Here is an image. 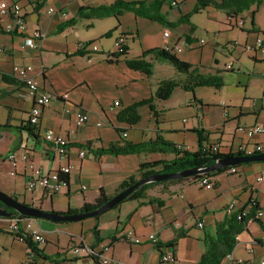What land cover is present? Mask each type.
I'll list each match as a JSON object with an SVG mask.
<instances>
[{
    "label": "crops",
    "instance_id": "crops-1",
    "mask_svg": "<svg viewBox=\"0 0 264 264\" xmlns=\"http://www.w3.org/2000/svg\"><path fill=\"white\" fill-rule=\"evenodd\" d=\"M3 1L21 5L28 32L40 29L45 34L39 47L30 49L24 45V35L8 33L0 27V125H6L0 126V142H4L0 148V190L18 201L56 213L78 210L85 203H94L101 191L113 194L127 177L137 175L141 162L174 158L171 152H97L111 144L140 143L159 136L191 151L199 145L218 144L221 152L228 153L240 146L252 150L256 143L264 142V133L248 137L246 132L256 124L264 125L263 57L261 51L249 54L242 49V44L253 42L264 28V0H223L226 9L213 4L222 0H168L160 9L166 21L175 22L181 15L190 14L187 23L176 27L131 11L122 12L117 18H82L69 24L79 7L114 0L0 3ZM200 1L205 5L193 12ZM242 5L247 8L237 10ZM49 7L54 8L53 13L48 12ZM231 15L242 18L243 26L235 25ZM166 30L168 36L163 34ZM120 35L125 38L123 55H117L114 47ZM87 41L92 42L85 52H79L77 43ZM174 44L182 47L181 52L175 53L178 58L225 79L223 99L209 103L194 96V90L176 87L165 100L144 102L153 96L161 80L180 79L184 74L153 53L144 56L152 63L150 75L129 67L127 61L141 58L146 50ZM20 65L32 66L29 75L36 79L40 91L57 95L42 107L35 127L27 124L33 98L12 76V67ZM137 103L139 119L127 122L122 112ZM77 109L89 115L80 127L73 122ZM46 129L69 139L66 159L47 149L43 139ZM81 149L86 151L83 157L79 155ZM23 150L41 171L71 165L67 186L52 195L39 188L28 190L29 171L19 158ZM10 152L16 155L15 168L7 159ZM235 169L209 176L212 188L200 187L197 177L156 184L146 192L151 200L121 202L100 214L97 222L93 217L72 222L26 217L20 224L25 228L30 223L44 237L37 247L52 264H97L84 251L74 255L73 250L78 245L98 249L104 244L110 246L107 253L125 264H194L203 252L204 235L213 234L216 223L228 214L226 205L235 199L234 211L244 208L246 212L250 209L248 200L253 198L261 214L257 220H248L246 229L236 237L231 258L224 257L220 264H260L264 258V180L257 182L255 177L264 170V161L243 163ZM9 218L0 217V231L9 230ZM199 221L202 227L197 226ZM94 225L99 231V243L91 232ZM150 233L161 243L175 239L173 247L162 251L171 253L174 261L160 260V251L147 239ZM0 235L5 236L4 241L0 240V264H8L5 254L18 257L19 264L27 259L33 261L30 264L46 261L20 239L5 232ZM136 237L141 241L136 242Z\"/></svg>",
    "mask_w": 264,
    "mask_h": 264
},
{
    "label": "trees",
    "instance_id": "trees-1",
    "mask_svg": "<svg viewBox=\"0 0 264 264\" xmlns=\"http://www.w3.org/2000/svg\"><path fill=\"white\" fill-rule=\"evenodd\" d=\"M148 1L149 2H147V0H133V1L114 0L109 4H101L98 6H81L79 7L75 17L71 21H69V24H74L77 20L82 18L102 19L109 16H113L117 18L122 12L125 11H131L135 15L156 20L170 27H176L182 23L188 22L190 14L181 15L179 19L175 22L166 21L164 15L160 12V9L168 0H148ZM229 1L231 0H228L227 2ZM259 1L260 0H255V2H259ZM209 2L211 1H206L207 4ZM213 4L218 8H222V9L227 8L226 3L223 0L218 3L213 2ZM204 5L205 3L204 2L202 3V1H200V3L193 9V12H197ZM246 8H247L246 5H242L241 7H237V10H244ZM91 42L92 41H87L86 43L90 44ZM78 51L82 53L85 52L84 50H80V49H78ZM149 53H153L158 59L167 61L178 72L183 73L184 76L180 79L161 80L157 84L153 96L150 99L144 101L146 103L149 102L151 103V100L153 99L156 100L167 99L168 97H170L174 88L176 87H179L184 91L192 92L196 87L211 86L215 89H219L224 84L223 77L219 73H214V74L204 73L200 71L197 67L178 58L175 54L169 53L164 48H154V49L146 50L143 52L141 58L128 60L127 65L133 69H138L143 71L146 75H150L152 73V63L144 59V56ZM123 54L124 52L117 53V55H123ZM138 104L139 103L133 104L122 112L124 115H126L124 119L127 120V122L133 123L139 119V115L136 113V106ZM118 118L121 119V116H118ZM0 126L4 127L6 125L3 124ZM209 147H211V145H208L207 147H203L199 145L197 150L191 151L185 149L182 145H175L173 143H169L158 136L154 140H148L140 143L126 142L121 145L111 144L107 148L99 149L97 151L99 154H114V155L130 154V153H148V152H171L174 154V158L171 160H155L150 162H141L138 166L137 175H131L127 177L122 183L118 185L117 189L113 194H105L103 191H101L99 197L96 199L94 203L92 204L85 203L80 209L73 211L70 210L67 211L66 213L71 214V213H78V212L92 210L100 206L107 200H109L120 190L136 182L138 179L156 172L157 173L174 172L193 166H201V165L207 166V165H211L212 163L215 162V160L222 157H228L233 155H248L241 151H233V152L229 151L228 153L217 152V151L213 152ZM252 154H257V153L253 152ZM237 166L239 165H233L227 168H219L205 174L207 176H212L220 172H223L229 168L232 167L236 168ZM198 176L200 175L195 174L183 178L168 179L164 181H154L143 184L142 186L134 190L132 193H130L127 197H125L121 202L139 199V198H146L148 200H151V197H148V195H146L147 194L146 192L147 190L151 189L154 185L159 183L180 181L190 177L196 178ZM64 178L68 181L67 176H64ZM248 204L250 205V209L247 210L244 214H241L244 208L226 214V216L221 221L216 223L215 231L213 234L204 235L202 240L204 244L203 252L200 258L198 259V261L194 264H220L222 259L232 252L236 244V237L246 229L248 220L250 219L257 220V217L255 216V212L259 209V206L255 202V200H253V198H250L248 200ZM0 206H3L1 202H0ZM25 217L26 216L18 214L14 210H12V216L10 218H16L20 220ZM98 217L99 215L93 217L95 222H97ZM18 220L16 222V229L14 231L5 230L0 232L8 233L14 238L20 239L23 243L26 244V246L32 252L38 254L41 258L45 260H50L49 257L45 256L41 252V250L37 247V242H35L32 239L30 233H28L21 227V224ZM91 232L94 240L99 243L100 242L99 231L96 225L93 226ZM179 234L183 235L184 233H179ZM174 244H175V239L171 241H167L165 243L158 242L155 244V246L158 249L161 246L173 247ZM90 248L93 247L91 246ZM91 258L94 260L95 263L99 264L97 256L91 255Z\"/></svg>",
    "mask_w": 264,
    "mask_h": 264
},
{
    "label": "built area",
    "instance_id": "built-area-1",
    "mask_svg": "<svg viewBox=\"0 0 264 264\" xmlns=\"http://www.w3.org/2000/svg\"><path fill=\"white\" fill-rule=\"evenodd\" d=\"M33 2L37 3L39 0H32ZM49 13L54 12L53 7L48 8ZM230 18L234 22L235 25H238L239 27H242L244 24V21L242 18H237L236 16L231 15ZM0 27L12 34H20L24 35V45L30 49H37L40 45L41 39L44 37V32H42L40 29H34L30 32H28L26 27V21H25V13L18 3H6L1 2L0 3ZM164 36H168V31L163 32ZM124 36L120 35L117 37V39L114 41V47L116 52L120 53L124 50ZM88 44L85 42H78L77 48L80 50H84ZM166 51L169 53L175 54L182 51V47L174 44V45H165L163 47ZM242 49L244 52L249 54H254L257 51H261L262 57H263V63H264V28L260 33H257L255 36V39L251 43H244L242 44ZM230 67V66H228ZM32 70L31 65H20V66H13L12 67V76L21 82L23 85L26 94L33 98V104L29 110L28 118H27V124L30 127H35L39 123L40 115L42 112V107L46 104H49L53 99L57 98V95L52 92L48 91H40L38 87V82L36 79L29 75V73ZM66 97V94L63 95ZM114 106L118 105V101H115ZM89 119L88 113L83 109H77L73 116V122L74 125L77 127H80L84 125ZM247 136L251 137L254 133H264V125L256 124L252 127H250L247 131ZM125 136L126 133H123ZM43 139L46 142L47 149L58 155L60 158L66 159L67 152L69 150V139L65 136H62L61 134H58L54 132L52 129H46L43 134ZM211 151L213 152H221L220 146L218 144H212L211 147H209ZM246 154H252L253 152L264 154V142L256 143L252 150H248L246 147L240 146L238 150ZM233 152V151H231ZM86 151L85 149H81L79 151L80 157L85 156ZM21 161H24L27 164L28 168V178L26 181V188L30 191L35 190L37 188L41 189L45 194L52 195L54 193H58L62 189H64L65 186H67V180L64 178L71 169V165L65 164L62 165L59 169L53 170V171H41L39 169H36L34 167V164L29 161V155L28 153L23 150V152L20 154ZM8 161L13 165V168L16 167V155L15 152H10L7 155ZM230 173L235 172L236 169L234 167L229 168L228 170ZM255 180L257 182L264 180V170L258 172L256 174ZM197 184L200 187L205 188H212L213 183L211 182L209 176L206 174H200V176L197 177ZM82 188H85L82 186ZM236 204V200H231L225 207L226 212L229 214L234 211V207ZM245 211H242L241 214H244ZM261 212L256 211L255 216H260ZM239 217V216H238ZM26 218V217H25ZM29 218V217H28ZM24 219V218H22ZM18 220L16 218H9V231H14L16 229V222L17 220L21 223V220ZM203 223L202 221L197 222L198 227H202ZM22 227V226H21ZM25 231L31 234L32 239L35 242L43 243L44 237L35 230L30 223L25 224V228H23ZM147 239L155 245L158 243V238L154 233H150L147 236ZM136 242H140V238H135ZM110 249V246L108 244L101 245L98 249L90 248L88 246L81 247L80 245L76 246L73 250L74 255H78L80 250L84 251L86 255H95L98 258L99 264H125L116 259L115 257L111 256L107 251ZM169 248L166 246H161L158 248L160 251V260L162 261H174V257L171 253L166 252L163 253L162 251L168 250ZM229 258H231V255H227ZM28 263V262H27ZM26 262H23V264H27ZM260 264H264V258L260 261Z\"/></svg>",
    "mask_w": 264,
    "mask_h": 264
},
{
    "label": "water",
    "instance_id": "water-1",
    "mask_svg": "<svg viewBox=\"0 0 264 264\" xmlns=\"http://www.w3.org/2000/svg\"><path fill=\"white\" fill-rule=\"evenodd\" d=\"M253 161H264V154H249V155H233L228 157H222L215 160L214 163L207 166H193L185 168L174 172L165 173H153L148 176L138 179L133 184L117 192L109 200L101 204L100 206L83 212L78 213H56L52 211L42 210L39 207L28 205L26 203L20 202L11 195L0 190V202L3 206H0V217L8 218L12 216V211H8L7 208L14 210L16 213L24 215L29 218H36L42 220H49L52 222H72L79 221L85 218L95 217L104 213L105 211L111 209L115 205L119 204L125 197L136 190L143 184L154 182V181H164L168 179L183 178L195 174H205L212 172L219 168H227L233 165H240L243 163L253 162Z\"/></svg>",
    "mask_w": 264,
    "mask_h": 264
},
{
    "label": "rangeland",
    "instance_id": "rangeland-1",
    "mask_svg": "<svg viewBox=\"0 0 264 264\" xmlns=\"http://www.w3.org/2000/svg\"><path fill=\"white\" fill-rule=\"evenodd\" d=\"M263 25H264V20L262 21ZM202 36H205L203 32L200 33ZM225 82V79H224ZM227 89L226 85H223L218 91L214 90L213 87L211 86H200L197 87L196 89H194V96L198 97V98H202L203 100H205L206 102L209 103H213V102H217L220 99H223V91ZM12 133H15L14 131H12ZM4 146V142H0V148H2ZM261 200L264 202V196H261ZM6 228L9 229V225L6 226ZM5 236L0 235V240L4 241ZM1 244V242H0ZM56 257V256H55ZM5 258L8 260V264H19V260L17 261L18 257L14 256V255H9V254H5ZM28 262H32V260L27 259ZM27 263V262H26ZM27 263V264H30ZM53 262L46 260L45 262H43V264H52ZM65 264H72L70 262L65 263Z\"/></svg>",
    "mask_w": 264,
    "mask_h": 264
},
{
    "label": "flooded vegetation",
    "instance_id": "flooded-vegetation-1",
    "mask_svg": "<svg viewBox=\"0 0 264 264\" xmlns=\"http://www.w3.org/2000/svg\"><path fill=\"white\" fill-rule=\"evenodd\" d=\"M8 211H12L11 209L7 208Z\"/></svg>",
    "mask_w": 264,
    "mask_h": 264
}]
</instances>
